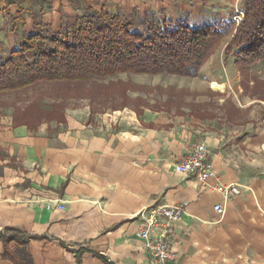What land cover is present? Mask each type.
Listing matches in <instances>:
<instances>
[{
	"label": "crops",
	"instance_id": "1",
	"mask_svg": "<svg viewBox=\"0 0 264 264\" xmlns=\"http://www.w3.org/2000/svg\"><path fill=\"white\" fill-rule=\"evenodd\" d=\"M162 1L183 9L189 0ZM192 1L236 7L243 0ZM158 2L0 0V46L12 49L21 35L34 31L35 18L57 27L86 6L122 15L166 14L162 8L140 12L144 4L155 10ZM19 10L25 22L16 36L10 20ZM202 12L195 9L192 18L207 20ZM180 17L173 20L186 19ZM211 101L210 96L195 101L203 104V116L186 108L184 114L145 108L138 116L127 108L100 116L95 126L73 124L67 117V126L52 137L48 125L30 132L2 118L0 235L11 230L32 238L25 250L33 264H152L138 233L140 214L180 204L185 213L170 240L176 255L171 264H264V121L244 120L242 113L217 114ZM199 143L209 147L217 173L208 187L175 172ZM231 184L243 190L230 200L210 188ZM219 204L223 215L214 211ZM9 248L15 252L22 246L13 242ZM4 254L0 240V264H14Z\"/></svg>",
	"mask_w": 264,
	"mask_h": 264
},
{
	"label": "trees",
	"instance_id": "2",
	"mask_svg": "<svg viewBox=\"0 0 264 264\" xmlns=\"http://www.w3.org/2000/svg\"><path fill=\"white\" fill-rule=\"evenodd\" d=\"M241 5L243 18L234 23L224 54L226 62L234 59L247 73L264 60V0H243ZM23 13L19 10L18 17L10 20L16 36L19 24L25 22ZM34 21V31L21 35L12 49L0 46V123L12 110L14 127L38 132L48 125L51 137L67 126L69 101L87 100L91 117L127 108L139 116L145 108H157L143 98L132 100L131 91L158 93L166 97L165 104L182 108L184 90L138 88L113 79L126 74L198 77L230 31L223 19L193 25L163 13L122 15L87 6L76 18H63L57 27L43 24L42 19ZM31 239L6 230L0 235L5 258L14 264H33L25 250ZM13 242L22 248L13 252L9 248Z\"/></svg>",
	"mask_w": 264,
	"mask_h": 264
},
{
	"label": "rangeland",
	"instance_id": "3",
	"mask_svg": "<svg viewBox=\"0 0 264 264\" xmlns=\"http://www.w3.org/2000/svg\"><path fill=\"white\" fill-rule=\"evenodd\" d=\"M200 6L203 8L202 15L205 13L207 17H209L207 20H198L196 18H192L195 16V9L201 10ZM241 6L242 5L240 4L236 7L215 6L214 2H193L192 0H189L182 9L177 5L171 6L169 4H165L161 0V2L156 3L154 10L152 6L149 7V4H144L145 9L144 11H140L141 13L145 11L147 13H155L156 8H162L165 10V15L168 19H183L180 17V15L183 14L186 15V17H184L186 18L185 20H188L189 18L188 21H190V23L193 25H202L207 23V21L218 22L223 19L224 22H227L226 24H229L228 26L230 27V31L227 36H225L221 46L213 53L214 55H212L201 68L200 71H203V74L201 75L200 72L198 77L187 78L178 75H158V77H155L149 75L140 76L126 74L119 75L113 80L130 82L131 84L136 85L138 88L147 87L150 89H155L160 86L164 89L172 88L176 91H186L184 99L186 104L183 105L182 108L177 105L171 106L169 104H165L167 103L166 97H162L158 93L148 94L144 92L137 93L133 91L129 93V96L132 100L143 98L145 101H148L152 107H157L155 110H163L168 112L172 111L175 114H184L182 109L186 108L191 110L192 113L201 114L200 111H202L203 104L196 103L195 101L201 102L206 100L207 96H210L212 97L210 108H212L213 112L215 111L220 115L242 113L241 116L244 120H258L262 123L264 121V60L259 61L248 68L247 73L239 70V68L235 65L234 59H230L227 62L225 61L224 49L231 40L229 36L234 29V23L239 24L243 18ZM222 13L225 14L224 17ZM238 16L240 17V22H235ZM42 23L44 24L45 22L42 20ZM214 79L218 80L220 83H222V81L226 83L224 85L225 90L222 91V93L210 86V81H213ZM187 100L189 101L188 103ZM68 106L69 107L66 114L73 124H75V122H81L91 123L93 126L99 125L98 121H100V116H116V113L120 111H112L111 109L103 114L96 113L95 116L91 117V108L87 100L69 101ZM87 106L89 107L87 111H80V109H83V107L85 108ZM88 113H90L89 117L87 116ZM11 114L12 110H9L7 115L3 118H11ZM168 117L175 118L177 116L170 115Z\"/></svg>",
	"mask_w": 264,
	"mask_h": 264
},
{
	"label": "built area",
	"instance_id": "4",
	"mask_svg": "<svg viewBox=\"0 0 264 264\" xmlns=\"http://www.w3.org/2000/svg\"><path fill=\"white\" fill-rule=\"evenodd\" d=\"M240 17L235 22H240ZM175 172L197 179L201 185L208 187V182L217 178L215 166L211 160V151L204 143H199L192 147L186 158L176 164ZM223 194L226 200L241 195L242 186L231 184L223 187H210ZM48 208H52L49 204ZM58 209L63 211V205H58ZM214 211L223 215L225 207L222 205L214 206ZM185 207L177 204L174 206L161 205L146 209L140 214L141 223L139 237L144 242L152 264H171L175 262L176 255L171 247V237L178 222L183 218Z\"/></svg>",
	"mask_w": 264,
	"mask_h": 264
},
{
	"label": "bare ground",
	"instance_id": "5",
	"mask_svg": "<svg viewBox=\"0 0 264 264\" xmlns=\"http://www.w3.org/2000/svg\"><path fill=\"white\" fill-rule=\"evenodd\" d=\"M211 86H212L214 89H216L217 91H220V92H222V91L225 90V86H223V85L220 86V85H218V84H216V83H212Z\"/></svg>",
	"mask_w": 264,
	"mask_h": 264
}]
</instances>
